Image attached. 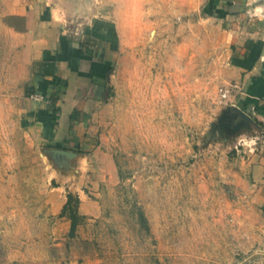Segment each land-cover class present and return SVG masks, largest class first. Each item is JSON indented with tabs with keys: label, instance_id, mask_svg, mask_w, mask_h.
<instances>
[{
	"label": "rangeland",
	"instance_id": "rangeland-1",
	"mask_svg": "<svg viewBox=\"0 0 264 264\" xmlns=\"http://www.w3.org/2000/svg\"><path fill=\"white\" fill-rule=\"evenodd\" d=\"M75 2L71 26L96 14L117 32L111 84L78 144L58 145L21 107L30 54L10 27L22 23H0V264H264V204L241 184L261 134L235 103L239 13L211 0ZM69 192L81 198L74 236L60 216Z\"/></svg>",
	"mask_w": 264,
	"mask_h": 264
},
{
	"label": "crops",
	"instance_id": "crops-1",
	"mask_svg": "<svg viewBox=\"0 0 264 264\" xmlns=\"http://www.w3.org/2000/svg\"><path fill=\"white\" fill-rule=\"evenodd\" d=\"M75 1L0 0V23H22L10 27L26 39L30 54L27 66L32 80L21 107L52 126L49 137L58 145L84 139L91 110L100 102L105 85L111 84L116 50L114 20L93 14L79 26H71L65 15L75 9ZM211 1L225 13H239L237 21L228 18L233 21V78L239 87L235 103L248 123H258L261 134L260 148L245 160L241 184L249 181L264 204V25L260 17L254 18L264 4L259 0ZM246 13L250 18L246 19Z\"/></svg>",
	"mask_w": 264,
	"mask_h": 264
},
{
	"label": "trees",
	"instance_id": "trees-1",
	"mask_svg": "<svg viewBox=\"0 0 264 264\" xmlns=\"http://www.w3.org/2000/svg\"><path fill=\"white\" fill-rule=\"evenodd\" d=\"M81 203V198L79 195H75L72 192L67 194V200L63 205L60 216H66L71 221L70 235L74 236L77 230V227L80 223L82 215H80L78 208Z\"/></svg>",
	"mask_w": 264,
	"mask_h": 264
},
{
	"label": "built area",
	"instance_id": "built-area-1",
	"mask_svg": "<svg viewBox=\"0 0 264 264\" xmlns=\"http://www.w3.org/2000/svg\"><path fill=\"white\" fill-rule=\"evenodd\" d=\"M229 93H230V89L229 88H226L223 93H222V97L223 98H227L229 96Z\"/></svg>",
	"mask_w": 264,
	"mask_h": 264
},
{
	"label": "water",
	"instance_id": "water-1",
	"mask_svg": "<svg viewBox=\"0 0 264 264\" xmlns=\"http://www.w3.org/2000/svg\"><path fill=\"white\" fill-rule=\"evenodd\" d=\"M241 112V111H240ZM241 114H242V116H244V117H246V115L245 114H243L242 112H241ZM247 118V117H246Z\"/></svg>",
	"mask_w": 264,
	"mask_h": 264
}]
</instances>
